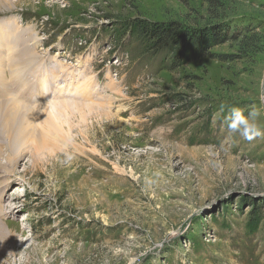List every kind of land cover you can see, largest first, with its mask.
I'll list each match as a JSON object with an SVG mask.
<instances>
[{"label":"rangeland","instance_id":"1","mask_svg":"<svg viewBox=\"0 0 264 264\" xmlns=\"http://www.w3.org/2000/svg\"><path fill=\"white\" fill-rule=\"evenodd\" d=\"M216 1L0 0V37L19 27L17 46L44 55L25 76L39 105L0 104V221L17 235L0 264H264V220L249 219L264 136L225 120L255 110L264 130V0ZM134 18L226 38L171 69L118 40ZM10 113L23 143L8 145Z\"/></svg>","mask_w":264,"mask_h":264},{"label":"trees","instance_id":"2","mask_svg":"<svg viewBox=\"0 0 264 264\" xmlns=\"http://www.w3.org/2000/svg\"><path fill=\"white\" fill-rule=\"evenodd\" d=\"M207 1L217 3L216 0ZM220 26L218 23H209L192 28L174 20L163 22L134 18L119 24L117 38L119 41L126 39L136 46L139 44L143 52L163 54L168 59L167 66L172 69L183 62L205 56L208 49L223 42L226 36H220L224 30ZM251 206L254 209L250 211L249 219L256 222L264 220V213Z\"/></svg>","mask_w":264,"mask_h":264},{"label":"bare ground","instance_id":"3","mask_svg":"<svg viewBox=\"0 0 264 264\" xmlns=\"http://www.w3.org/2000/svg\"><path fill=\"white\" fill-rule=\"evenodd\" d=\"M18 28L19 27H16L14 31L10 30L9 36L12 37L11 42H8L7 41L8 38H9V36H7V35H6V41H4L5 38H3V35H1V37H0V104L1 103H4L7 106H11V105L15 104L18 107H29L27 105H35V104H25L20 99L17 98V97L20 96L19 93H17V96H15V95H13L10 92V87H13L15 85H14V81L13 80L11 82H9L8 80H6L8 74H6L5 71H6V68L9 67L10 68V73H9L10 75H12L13 77L14 76H17V75H20V74H22L21 72H23V67H27L28 68L30 65H32L33 63H35L38 58H40L42 56L44 57V55H37V56H35L34 53L32 52V49H30V53L27 54L29 50L24 49V47H22V46H19V47L17 46V45H19L21 43V42H19V41H21L20 40V37H21V28H19V29ZM19 31H20V34L18 33ZM2 32L3 31H0V34ZM1 38H2V40L4 42L2 44H1ZM13 45L15 46L14 48L12 47ZM12 50H13V56L14 57L12 56V57L6 58L5 57L6 54L9 56L11 54V51ZM8 60L11 61L12 64L10 62H8ZM36 68H37V66H36V64H34L31 69L32 70H35ZM93 75L94 74L92 73L91 76H93ZM91 76L88 77V78H91ZM15 78L16 79H19L20 81H22L18 77H15ZM86 80H87V78H86ZM36 105H39V104H36ZM9 115L10 116H7V119L4 122V125H2V128H3L4 132L6 133V138H7V141H8V145H9V140L11 142H15V143H18V142L23 143L22 142V139L19 138L20 134H14V136H13L12 130L15 133H18L19 130H14L15 129V127H13V125L15 124V121L13 119V116L14 115L11 116V113ZM11 142H10V144H11ZM0 146H1V142H0ZM1 152L2 151H0V153ZM4 173L7 174V172H4ZM1 191L2 190H0V192ZM3 206H5V205H1L0 204V216L3 215L6 212L4 210V207ZM12 208L14 210L15 207L13 206V207H11V209ZM5 224L6 223L0 221V228H1L0 229V231H1L0 232V261L2 259H4V258H2V254L12 253L11 250H9V251L6 252V250L8 248V246L6 245V241L11 246V245H13L15 243V239H16V236H17L15 232L10 231V230H7V233H6L4 231V225ZM19 263H20V259H18L17 261L15 260L13 262V264H19Z\"/></svg>","mask_w":264,"mask_h":264},{"label":"clouds","instance_id":"4","mask_svg":"<svg viewBox=\"0 0 264 264\" xmlns=\"http://www.w3.org/2000/svg\"><path fill=\"white\" fill-rule=\"evenodd\" d=\"M258 113L253 110L246 116L239 108H232L225 117L229 134H238L246 140L264 136V130L255 122Z\"/></svg>","mask_w":264,"mask_h":264},{"label":"water","instance_id":"5","mask_svg":"<svg viewBox=\"0 0 264 264\" xmlns=\"http://www.w3.org/2000/svg\"><path fill=\"white\" fill-rule=\"evenodd\" d=\"M263 87H264V83H263Z\"/></svg>","mask_w":264,"mask_h":264}]
</instances>
